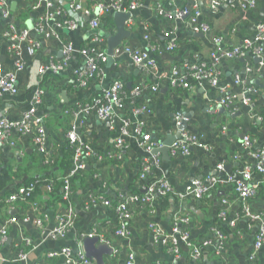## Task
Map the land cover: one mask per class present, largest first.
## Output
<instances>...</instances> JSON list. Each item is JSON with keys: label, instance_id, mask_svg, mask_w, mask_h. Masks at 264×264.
Segmentation results:
<instances>
[{"label": "crops", "instance_id": "1", "mask_svg": "<svg viewBox=\"0 0 264 264\" xmlns=\"http://www.w3.org/2000/svg\"><path fill=\"white\" fill-rule=\"evenodd\" d=\"M53 1L64 10L66 18L75 20L77 24L74 29H58L59 38L39 34L34 29L35 24L44 17L46 9L41 6L32 10L29 0H13L9 4L11 19L15 21L18 30L29 31L28 38L22 42L20 53L17 54L12 49L13 41L5 35L8 21L0 22L2 45L0 64L6 71L17 74L19 89L15 95L4 94L0 97V117L20 119L31 106L36 85L45 90L41 101L42 107L38 109V113L46 117L47 144L54 157L53 162L47 165L59 168L58 164L60 158L64 156L66 147L71 153L66 132L74 123L81 125L79 132L93 145L98 154L106 158L103 161L92 160L83 174L85 177L83 187L73 190L71 203L75 219L64 238L45 239L42 233L56 228L57 214L68 206L67 202L57 200L56 193L52 191L56 182L52 181L51 191L49 188H41L35 195L43 219L42 226H38L32 220L36 217H33L32 211L23 209V203L4 206L0 211V228L14 215L22 218L25 214L30 216L31 220L9 226L7 241L0 244V264H65L62 257L49 258L47 253L60 251L68 246L76 248L79 244L83 247L80 235L91 232L103 237L109 246L117 251L116 254L114 251L111 255H105L104 264H125L129 250L136 253L135 264H264V247L258 251L254 259H251L254 251V230L248 226L245 217L240 219L237 217L239 211L241 212V200L233 184L214 189L201 199H178L175 196H167L166 201L158 200L153 207L146 204L135 205L128 237L117 236L115 212L101 204L86 209L88 194H100L111 199L132 193L142 194V187L148 180L139 178V170L141 162L149 154L141 141L135 137L126 138L124 148L116 145L120 137V123L111 124L95 115L84 116L75 122V118L67 112L76 106L79 100L92 101L116 80L121 81L122 86L125 84L126 87L150 81L159 87L158 90L148 91L136 99L137 104L145 103L151 109V113L144 116L146 121L144 130L165 141L171 135H177L179 129L175 125L174 115L182 112L183 119L188 115L187 126L183 131L203 135L206 144V148H192L187 155L173 156L169 152V156H166L158 150L161 155L160 164L153 172V177L164 176L175 190L182 191L193 178L210 174L220 177L238 176L245 165L254 162L251 151H245L242 146V135H252L256 139V147L264 145V63L261 65L256 63L255 56L249 54L225 60L220 65L222 85H226L231 94L237 95L233 100L237 105L233 112L218 106L219 93L208 84L203 87L194 85L187 90L169 87L168 73L175 65L208 60L216 48L213 43L216 36L223 38L222 46L227 48L253 38L257 31L256 26L264 22V0H258L257 6L253 9L243 8L240 0H223L216 11L211 8V0H137L142 2L143 6L132 12V20L126 25L130 34L120 46L144 48L148 45L144 38L148 32L152 43L161 47L159 53L151 52L159 69L157 76L133 63L129 55L123 54L117 58L116 63L108 61L101 63V74L77 88L72 85L76 79V70L81 69L86 62L81 51L88 49L93 52L91 46L94 45L92 35L95 29L91 27L90 21L97 13L91 8L90 0H78L92 10L89 15L76 13L73 9V0ZM160 3H163L166 9L170 5L189 9L198 7L203 19L209 22L211 31L209 33L194 31L188 19L169 20L160 16L156 11ZM54 26V21L50 20L49 23H45L44 28L50 31ZM116 32L115 21L111 24L100 22L98 33L103 37L101 46L105 48V52L108 37ZM166 32H171L175 38L176 45L172 51L165 49L168 44ZM60 40L71 43L76 52L60 74L49 73L54 77L49 76L47 79L45 74L42 82L37 84L39 75L36 73V66L47 64L51 60L61 61L63 52ZM37 41L39 45L34 47ZM33 47L35 52L30 54L29 49ZM261 56L264 59V52ZM18 60L24 62L21 71H17L16 68ZM246 67H252L253 71L247 73ZM236 75L250 80L253 85L257 86V80L263 85L257 86L259 91L253 94L250 105L242 103L244 88L241 84L234 83ZM30 85L33 88H29ZM63 93L65 95H62ZM132 100L131 97L130 101L126 102L131 105ZM130 105L126 110L129 115L132 109ZM13 140L16 143L15 147L0 145V179L4 177L6 178L4 180L8 179L7 188L15 187L13 190L15 191L25 185L29 175L36 177L44 175L45 171L41 166L45 157L36 149L31 138L15 134ZM220 163L225 165L224 171L217 169ZM67 169L62 170L59 180ZM263 176L254 173L253 182L262 180V184L259 192L249 199L250 207L259 212H264ZM43 191L45 193L42 194ZM223 199H227L229 203H224ZM223 211L226 213L225 220L220 218ZM176 214H184L191 219L189 233L193 243L200 244L205 238L216 240L212 228L218 227L222 230L226 235L225 251L222 254L218 253L215 243L203 246L200 257L193 260L191 247L182 243L180 257H174L164 245L154 241L149 224L156 223L170 233ZM232 219H236L235 226L230 223ZM24 236L30 240V244L24 243L22 240ZM22 251L26 252V259L18 258Z\"/></svg>", "mask_w": 264, "mask_h": 264}, {"label": "built area", "instance_id": "2", "mask_svg": "<svg viewBox=\"0 0 264 264\" xmlns=\"http://www.w3.org/2000/svg\"><path fill=\"white\" fill-rule=\"evenodd\" d=\"M13 0H0V22L8 21V28L5 31V35L13 41L12 49L18 54L20 53L22 42H24L29 35V31L24 29L19 31L17 25L13 19H11V12L9 4ZM32 10L38 9L44 6L46 9L45 15L34 26V29L39 34H45L46 36L54 35L59 38L58 29L67 28L74 29L77 27L76 21L65 17V12L62 8L56 6L53 0H29ZM90 2H96L94 10L97 11V16L90 21V25L95 32L92 35V47L91 53L88 49H83L81 52L85 57V64L81 69L76 70V79L72 85L77 88L78 86H84L90 79L97 78L102 71L101 63H106L109 59V55L105 52V48L101 45L103 43V37L98 33L100 27L101 15L113 12H129L143 6V3L137 0L125 2L123 0H109L104 2L101 0H90ZM258 0H240V4L243 8H255ZM223 3V0H211V8L216 11ZM73 9L76 13H84L89 15L92 10L83 5L82 1L73 0ZM157 13L169 20L173 19H188L190 25L194 31L209 33L211 26L209 22L203 19L201 10L196 7L194 9L179 8L176 5H170L168 9L165 8L163 3L157 5ZM50 20L54 21V27L50 31L44 28L45 23H49ZM132 16L127 23H130ZM256 34L253 38L242 41L241 44L227 48L222 46L223 38L216 36L213 38V43L216 45L215 50L212 52L208 60L186 62L182 65L173 66L168 73L169 87L177 89H191L194 85L204 86L205 84L215 88L219 93L218 106L233 112L237 107L234 101L237 97L235 94H231L227 90L226 85H222L221 76L222 71L220 65L225 60H232L237 57H245L252 54L255 57L261 58L260 65L264 63V59L261 56L264 52V22L256 26ZM165 35L168 38V44L165 48L167 51H172L175 48V38L171 32H166ZM148 45L144 48H134L132 46H119L114 49L112 54V63H116L117 58L123 54L129 55L133 63L141 66L147 70H150L153 76H157L159 69L156 64V60L151 56V52L156 51L159 53L161 47L152 43L151 36L148 32L144 35ZM63 56L61 61L51 60L47 64L36 66V73L39 75L37 84L42 82V77L47 73L60 74L72 59L76 49L71 43L61 41ZM39 42H35L34 47L38 46ZM30 48L29 53L34 54L35 48ZM2 52V45L0 44V57ZM24 67V62L21 60L16 61L17 71H21ZM245 71L251 73L252 67H246ZM235 84H241L244 88V95L242 100L244 105H250L252 98L251 93L257 94L258 87L252 85L250 80L243 78L240 75H236L234 78ZM122 82L114 81L112 85L104 89L103 92L95 97L92 101L79 100L76 106L71 107L67 112L75 118V122L80 120L84 116L95 115L102 120L109 121L111 124L120 123V137L116 141V145L119 148L125 147V139L135 137L139 139L145 148V151L149 154L141 162L139 170V178L142 180H148L142 187V194H129L116 199H111L100 194L90 193L88 194L87 201L85 202V208L89 209L92 206H98L112 209L117 214V224L115 227V234L119 237L126 238L129 235L130 223L133 218V211L135 205L146 204L149 207H153L158 200L167 196H175L178 199L185 198H204L207 194L211 193L217 186H225L227 184H233L239 198L241 200V212L237 214V217L246 218L248 226L254 230V251L251 255V259L256 257V254L260 249L264 247V212L254 211L250 207L249 199L255 196L260 189L262 180L254 181V173H260L264 175V145L255 146L256 139L245 135L242 139V146L245 151H251L253 163L247 164L240 171L239 175H228L220 177L217 175H206L205 177L191 179L186 187L182 191L175 190L168 179L164 176L153 177V172L160 164L161 155L159 152L154 153L155 150L161 149L164 143L159 138H155L149 131H145L144 127L146 121L144 116L151 113L149 105L145 103L137 104L136 99L139 95L151 91L156 92L158 86L151 83H143L137 86L133 91L132 104L126 102L122 95ZM29 88H33L31 85ZM19 92L17 74L13 71H6L0 64V97L4 94L15 95ZM45 90L35 85L33 101L30 108L25 111L22 117L18 120H11L6 117H0V145L1 146H16L13 137L15 134L27 136L31 138V141L36 146V149L40 151L45 157L44 163H52L54 160L51 154L46 136L45 116L38 113V105L41 103ZM131 106V114H127L126 110L128 106ZM183 121V113L177 112L174 115V122L177 128ZM80 124H73L71 129L66 132V138L68 145L71 149V166L63 176V186L61 188L63 199L67 201L68 206L57 214V226L55 229L45 232L43 236L45 239H57L66 237L70 227L73 225L75 214L74 208L71 203L73 196L72 178L81 173L89 166L92 160L103 161L106 158L102 154H98L93 145L87 141L80 131ZM226 129V127H224ZM192 148H206V144L203 141V135L182 131L179 138L175 139L169 146V152L173 156L187 155L191 152ZM110 156V155H107ZM217 169L224 171L225 165L220 163L217 165ZM264 177V176H263ZM36 188V183H29L17 188L8 197V201L26 200L33 194ZM51 191L52 188L48 187ZM224 203H229L227 199H223ZM32 220L38 226H42V216L37 215V208L33 206ZM46 217V216H45ZM222 220L226 219V213L223 211L220 213ZM31 220L30 216L23 215L19 218L18 215L11 216L0 228V244H5L9 232V226L17 224L20 221L25 223ZM191 219L184 214H176L173 217L171 232L167 233L160 225L156 223H150L149 229L152 232L155 242L164 245L168 252L174 255V257H180L182 243L191 247V258L197 260L201 255V248L203 246L212 245L215 243L218 253L222 254L226 248V235L218 227L212 228V233L216 234V240L212 238H205L200 244L193 243L190 239L189 226ZM232 226L236 225V219H232L230 222ZM98 236L96 233H82L80 238L83 240L85 237ZM100 237V236H99ZM25 244H30V240L24 236L22 238ZM101 242L108 243L103 237H100ZM109 244V243H108ZM115 251V250H114ZM117 251H115V254ZM127 259L125 264H135L136 253L132 250L127 252ZM114 254V255H115ZM26 252L19 253V259H26ZM47 257L55 258L62 257L65 260V264H96L92 259H89L84 251V248L79 244L76 248L63 247L60 251H50L47 253ZM162 264V263H157ZM227 264V263H222Z\"/></svg>", "mask_w": 264, "mask_h": 264}, {"label": "trees", "instance_id": "3", "mask_svg": "<svg viewBox=\"0 0 264 264\" xmlns=\"http://www.w3.org/2000/svg\"><path fill=\"white\" fill-rule=\"evenodd\" d=\"M90 5H91V8L95 7L94 2H90ZM99 17H100V22H105V23L111 24L114 21L113 15L110 13L101 15ZM49 76L54 77L52 74L48 73L45 75V78L47 79ZM137 86H140V85H136V86H132V87H126L124 84L123 89H122V95L124 96V98L127 102L130 101V99L132 97V92L134 91V89ZM250 96H251V98H253V93H251ZM37 107H38V109L41 108L42 103L40 105H38ZM45 125H46V118H45ZM249 136L253 137L252 135H249ZM71 155H72V152L70 153L69 148L66 147V150L64 152V156L60 158V161L58 164L59 168L52 167L51 165H47L48 163L43 162L41 167H43V169L45 171L44 175L39 176V177H36L35 175H33V176L29 175L26 178V182L24 184L36 183V188H35L33 194L31 195V197H29L28 199L23 200V201L17 200V201L12 202V201L7 200V197L13 192L15 187L7 188L8 179L6 181V180H4V179H6L5 177L3 179L1 178L0 179V193H3V194H0V211L4 208V206H7V205L10 206V205L18 202V203H23V209L25 211H29V212H31L33 209V206H35L37 208V215L40 216L41 215L40 206H39V202L35 199V195L38 193L39 189H41V188L47 189L48 187H53L52 181L56 182L55 189L53 188L52 191H54L56 193L57 200H59L60 202H63V203L67 202L63 199V194H62V190H61V188L63 186V176L65 175V173L67 171L64 172V175L62 176L61 180H59V178L61 176L62 170L67 169V168L69 169V167L71 166ZM86 170L87 169H85L84 171H82L81 173L77 174L75 177L72 178V185H73L74 191L77 188L83 187V183L85 182V180H84L85 177L83 176V174L86 172ZM219 187L220 186H217L216 189ZM260 187H261V185H260ZM41 193L43 194L45 192L43 191ZM167 199H168V197L167 198H161L159 201L163 202L164 200L166 201ZM239 213H240V211H239ZM115 215L117 218L116 213H115ZM117 221H118V219H117Z\"/></svg>", "mask_w": 264, "mask_h": 264}, {"label": "water", "instance_id": "4", "mask_svg": "<svg viewBox=\"0 0 264 264\" xmlns=\"http://www.w3.org/2000/svg\"><path fill=\"white\" fill-rule=\"evenodd\" d=\"M130 17H131V13L129 12H113V18L117 26V32L114 35L108 37V47H107V54L109 55L108 63H111L113 61L112 54L114 49L120 46L122 41L125 38H127L130 34L126 28L127 21L129 20ZM254 59L256 60V63H260L262 61L261 58L258 57H255ZM256 84L257 86L258 85L263 86L259 80L256 81ZM62 95H65V93H63ZM187 118L188 115L184 117L181 125L178 127L179 130L177 135H171L170 138L163 141L164 143L163 148L158 149L159 151L164 153V155L169 156V146L175 139L180 137L181 132L187 126ZM244 136L245 134L242 135V139L244 138ZM158 150H155L154 153L159 152ZM100 241L101 240L99 236L85 237L82 240V244L86 256L89 259L94 260L96 264H104L105 263L104 256L108 254L111 255L112 253H114V250L109 246L108 243L100 242Z\"/></svg>", "mask_w": 264, "mask_h": 264}]
</instances>
